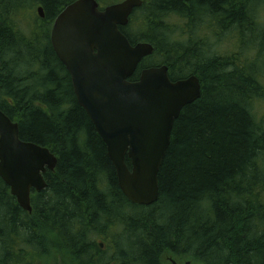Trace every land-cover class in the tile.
Listing matches in <instances>:
<instances>
[{"label": "trees", "instance_id": "16d2710c", "mask_svg": "<svg viewBox=\"0 0 264 264\" xmlns=\"http://www.w3.org/2000/svg\"><path fill=\"white\" fill-rule=\"evenodd\" d=\"M74 1L0 0V110L20 140L57 158L31 213L0 179V264H264V0H142L120 28L154 49L130 81L165 65L171 81L194 75L201 86L174 122L148 207L123 196L51 49L52 19ZM29 2L41 24L19 13ZM217 41L230 52L210 53Z\"/></svg>", "mask_w": 264, "mask_h": 264}, {"label": "water", "instance_id": "95a60500", "mask_svg": "<svg viewBox=\"0 0 264 264\" xmlns=\"http://www.w3.org/2000/svg\"><path fill=\"white\" fill-rule=\"evenodd\" d=\"M142 4L121 0L101 7L96 0H75L56 16L50 45L70 77L78 105L106 146L123 196L132 205L148 207L158 199V174L174 122L199 99L201 86L194 75L171 81L165 65L144 68L130 81L154 50L147 42L131 45L120 29ZM36 14L44 18L42 7ZM56 165L48 148L20 140L18 124L0 110V179L21 209L32 212L31 192L47 188L44 175Z\"/></svg>", "mask_w": 264, "mask_h": 264}, {"label": "rangeland", "instance_id": "374dc122", "mask_svg": "<svg viewBox=\"0 0 264 264\" xmlns=\"http://www.w3.org/2000/svg\"><path fill=\"white\" fill-rule=\"evenodd\" d=\"M31 3L32 2H29V3L26 4V8L28 10V13H27V10L19 9L20 10L19 13L21 15H23V17H25V20H30L34 16L35 17L37 16V14H36L37 5L35 3L34 4L33 3L31 4ZM103 6H105V5H103ZM35 21L38 22V18H36ZM198 28H201V27L198 26ZM220 43H221V41H217L212 46H210V48H209L210 53L211 52H215L217 55L223 56V55L227 54L228 52H230V44L229 43L228 44L225 43V42H223L221 44ZM30 73H32V72H30ZM46 73L47 72H42V73L39 72V76L38 77L43 78ZM107 230H110V229H107ZM104 235H106V236H102L101 235V236H99L97 238L98 244L105 245V244H108L109 242H111L112 236L110 235V232H108V234H104ZM179 263H181V261H179Z\"/></svg>", "mask_w": 264, "mask_h": 264}, {"label": "flooded vegetation", "instance_id": "af4514ba", "mask_svg": "<svg viewBox=\"0 0 264 264\" xmlns=\"http://www.w3.org/2000/svg\"><path fill=\"white\" fill-rule=\"evenodd\" d=\"M99 5H100V4H99ZM100 6H101V5H100ZM38 7H41V6L39 5V6H37V8H38ZM64 7H65V6H64ZM64 7H63V8H64ZM63 8H62V9H63ZM62 9H61V10H62ZM134 11H135V10H134ZM134 11H133V13H134ZM133 13H132V14H133ZM58 14H59V13H58ZM37 18H38V22H37V23H40V24H41V20H44V18H45V13H44V18H43V19H40L38 16H37ZM55 18H56V16L52 19L51 27H52V25H53V23H54ZM4 21H5V20H4ZM51 27H50V30H51ZM49 43H50V32H49ZM50 46H51V45H50ZM51 49H52V48H51ZM52 51H53V50H52ZM53 53H54V51H53ZM54 54H55V53H54ZM66 72H67V71H66ZM179 80H180V79H179ZM176 81H177V80H176ZM169 259H170V258L167 259L168 262H169Z\"/></svg>", "mask_w": 264, "mask_h": 264}]
</instances>
